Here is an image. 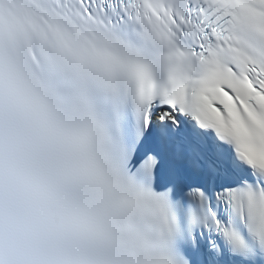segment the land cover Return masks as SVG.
I'll list each match as a JSON object with an SVG mask.
<instances>
[{
	"label": "snow or ice",
	"instance_id": "snow-or-ice-1",
	"mask_svg": "<svg viewBox=\"0 0 264 264\" xmlns=\"http://www.w3.org/2000/svg\"><path fill=\"white\" fill-rule=\"evenodd\" d=\"M0 264H264V0H0Z\"/></svg>",
	"mask_w": 264,
	"mask_h": 264
}]
</instances>
